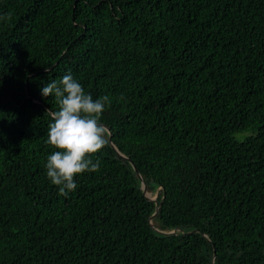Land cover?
Listing matches in <instances>:
<instances>
[{
  "label": "trees",
  "instance_id": "obj_1",
  "mask_svg": "<svg viewBox=\"0 0 264 264\" xmlns=\"http://www.w3.org/2000/svg\"><path fill=\"white\" fill-rule=\"evenodd\" d=\"M68 72L110 103L65 197ZM0 264H264V0H0Z\"/></svg>",
  "mask_w": 264,
  "mask_h": 264
},
{
  "label": "clouds",
  "instance_id": "obj_2",
  "mask_svg": "<svg viewBox=\"0 0 264 264\" xmlns=\"http://www.w3.org/2000/svg\"><path fill=\"white\" fill-rule=\"evenodd\" d=\"M41 94L52 97L56 105L55 110L51 108L45 113L52 121L46 143L55 149L47 156L46 174L59 189L58 195L66 197L75 191L77 175L99 170L101 161L94 159L93 154L108 144V129L101 117L110 98L94 99L71 72L45 84Z\"/></svg>",
  "mask_w": 264,
  "mask_h": 264
},
{
  "label": "water",
  "instance_id": "obj_3",
  "mask_svg": "<svg viewBox=\"0 0 264 264\" xmlns=\"http://www.w3.org/2000/svg\"><path fill=\"white\" fill-rule=\"evenodd\" d=\"M110 142H111V137H110ZM135 171H136V173L138 174V176H140L138 170L135 169ZM143 185H144V186H143V188H144V195L146 196V194H147V187H146L145 184H143ZM150 201L156 202L155 199H150ZM157 207H159V204L157 205Z\"/></svg>",
  "mask_w": 264,
  "mask_h": 264
},
{
  "label": "rangeland",
  "instance_id": "obj_4",
  "mask_svg": "<svg viewBox=\"0 0 264 264\" xmlns=\"http://www.w3.org/2000/svg\"><path fill=\"white\" fill-rule=\"evenodd\" d=\"M148 197H150V198H151V195H150V194H148Z\"/></svg>",
  "mask_w": 264,
  "mask_h": 264
}]
</instances>
